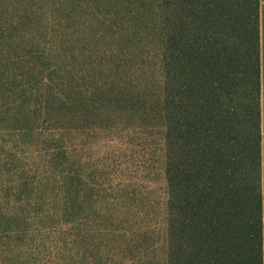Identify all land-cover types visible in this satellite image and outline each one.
Here are the masks:
<instances>
[{"label":"rangeland","instance_id":"obj_1","mask_svg":"<svg viewBox=\"0 0 264 264\" xmlns=\"http://www.w3.org/2000/svg\"><path fill=\"white\" fill-rule=\"evenodd\" d=\"M161 16L0 0V264H167Z\"/></svg>","mask_w":264,"mask_h":264},{"label":"trees","instance_id":"obj_2","mask_svg":"<svg viewBox=\"0 0 264 264\" xmlns=\"http://www.w3.org/2000/svg\"><path fill=\"white\" fill-rule=\"evenodd\" d=\"M167 264H264L260 0H161Z\"/></svg>","mask_w":264,"mask_h":264},{"label":"crops","instance_id":"obj_3","mask_svg":"<svg viewBox=\"0 0 264 264\" xmlns=\"http://www.w3.org/2000/svg\"><path fill=\"white\" fill-rule=\"evenodd\" d=\"M262 207H263V214H262V222L264 223V117L262 121Z\"/></svg>","mask_w":264,"mask_h":264}]
</instances>
